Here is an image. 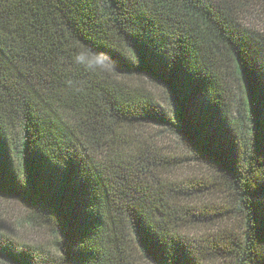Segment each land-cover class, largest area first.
<instances>
[{
  "label": "trees",
  "instance_id": "trees-1",
  "mask_svg": "<svg viewBox=\"0 0 264 264\" xmlns=\"http://www.w3.org/2000/svg\"><path fill=\"white\" fill-rule=\"evenodd\" d=\"M240 8L0 0V197L54 236L0 221V264H264V66ZM201 161L215 177L192 176Z\"/></svg>",
  "mask_w": 264,
  "mask_h": 264
},
{
  "label": "rangeland",
  "instance_id": "rangeland-1",
  "mask_svg": "<svg viewBox=\"0 0 264 264\" xmlns=\"http://www.w3.org/2000/svg\"><path fill=\"white\" fill-rule=\"evenodd\" d=\"M231 1V4H235L238 7H241L238 10V13L235 17V27L237 30L241 31L244 35L249 36L247 40H251V43L255 44L257 55V64L264 66V1L263 0H228ZM231 72H232V68ZM232 91L234 97L238 99L243 98L241 92V86L235 81L233 77L231 79ZM155 92L156 98L161 106L164 108L167 114L172 115V105L169 100V96L166 94L165 90L160 86L152 87ZM158 134L164 132L163 129H157ZM157 146L161 151L172 150L175 155L180 157H194L196 158L197 154L191 149L190 145L184 141H181L177 138L176 135H173L171 132L166 131L161 134L156 140ZM173 153V152H172ZM199 177L202 179H211L215 177L213 169L204 162H198L192 165V176ZM0 221L5 227L16 234L18 238L26 242H45L48 245L54 240V236L51 232V226H48L44 229H34L20 223V219L23 218L26 214L28 215L27 207L22 206L16 200L6 199L0 197ZM236 224H238L236 222ZM235 223L234 226H237ZM196 235L195 232L192 233ZM198 235V234H197ZM135 261L138 264H148L140 259L137 254ZM207 264H214L208 262Z\"/></svg>",
  "mask_w": 264,
  "mask_h": 264
}]
</instances>
